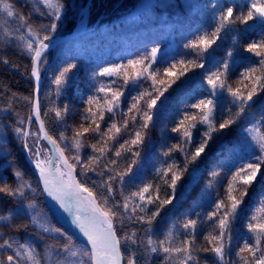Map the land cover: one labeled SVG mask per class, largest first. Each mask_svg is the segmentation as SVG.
Instances as JSON below:
<instances>
[{"label":"trees","instance_id":"trees-1","mask_svg":"<svg viewBox=\"0 0 264 264\" xmlns=\"http://www.w3.org/2000/svg\"><path fill=\"white\" fill-rule=\"evenodd\" d=\"M56 1L61 17L0 0L3 264H54L74 249L97 264L50 208L27 151L40 140L36 52L71 33L87 2ZM216 1L94 0L90 28L41 61L43 121L110 218L125 264H264V237L260 252L238 240L257 191L242 175L264 170V153L246 149L253 128L264 139V0ZM193 77L218 93L176 95Z\"/></svg>","mask_w":264,"mask_h":264},{"label":"water","instance_id":"water-1","mask_svg":"<svg viewBox=\"0 0 264 264\" xmlns=\"http://www.w3.org/2000/svg\"><path fill=\"white\" fill-rule=\"evenodd\" d=\"M93 0H87L85 6L83 7V13L85 18L83 21L82 28L79 25L69 34L56 37L55 39L50 40L48 43H43L37 50L35 58L32 75L37 83V88L35 91V99L33 106V117L37 121L40 129V137L43 139L52 151V157L46 168V172L43 174L41 180L45 190V195L48 200L52 203L53 211L57 218L66 226H68L76 236L85 244L92 247L95 255L97 264H112L111 261L107 259V255L103 250L98 238L97 233L91 228H88L86 221L80 216L79 211L76 207V200L70 198L65 191L63 185L57 180V176L54 174V165L58 159V153L60 151L57 143L49 134L45 122L42 118L41 113V89H42V78L40 74V64L46 53L51 50L57 49L63 43L70 41L75 38L78 34L83 33L87 30V25L89 22L90 9ZM69 167L74 171L75 181L79 184L75 168L68 162ZM81 208L82 205L77 203ZM84 220V221H83ZM113 237L117 246V254L119 256V264H125L122 253L117 242L116 235L113 233ZM7 264H20L13 257L7 259Z\"/></svg>","mask_w":264,"mask_h":264},{"label":"rangeland","instance_id":"rangeland-1","mask_svg":"<svg viewBox=\"0 0 264 264\" xmlns=\"http://www.w3.org/2000/svg\"><path fill=\"white\" fill-rule=\"evenodd\" d=\"M36 1H37V3L39 2V4L41 6L43 5L47 9L46 12L50 16L61 17L65 11V9H63V7H61L56 0H36ZM218 3H219V0L216 1V3L214 4V7L217 6ZM93 4H94V0L92 2L91 9L93 7ZM205 4L206 3H204V5ZM82 9H80V11H79V18H78V22H77V25H79V26H80V24H83V21L85 18V14L83 13ZM91 9H90V13H91ZM106 9H107V7H106ZM257 24H264V5L259 8ZM86 27H87V29L90 28L89 22H88V25ZM93 40H95V38ZM80 42L81 41H76L74 44H80ZM90 42L91 41H88V43H90ZM207 63L208 62H206L204 65H206ZM199 82L200 81L198 79H195L193 77L190 80H188V82L186 84L179 87L176 90L175 94L176 95H182V94H184V92L188 91V89L193 88V87H198V86H201L203 88H207L208 90H211L214 93H218L219 88L217 87V89H216V85L213 84L212 82L205 81V80H203L201 84H199ZM75 93L80 98L82 95L81 88L78 86L75 87ZM158 105H159V103L156 102V104L154 106H158ZM27 134L29 136V129L27 131ZM246 149L252 150V151L257 150V151L264 153V139L260 136V133L258 132L257 129L254 130V128H253L252 130H250L249 140H248V144L246 145ZM27 151H28V155H29L31 163L33 165H35V167L39 173H40L39 166L42 164L39 159H41L43 162H45L47 164L52 157V151H51L50 147L48 146V144L43 139L41 140V137H40V140L38 141L37 145H35L34 153H33V151H31L30 148H28ZM64 177H66V178L68 177L65 167H64ZM242 177L246 183L255 184L257 186V191L253 196L254 202L249 207V210H250L249 215L252 214L253 222L248 221V228H249L248 231L246 233L239 234L238 240H239V238H242L245 241H246V239H247V241H251L250 243L249 242H246V243L255 252H260L261 251V240L264 237V187H263V181H262V179H264V170H262L261 168L248 169L243 173ZM88 194H90V193H88ZM90 195L93 196L94 199L96 200V198L93 194H90ZM96 202H97V200H96ZM83 211L84 210L82 209L81 212H83ZM105 215L108 217V215L106 213H105ZM108 219L110 220L109 217H108ZM110 223H111V220H110ZM111 226H112V223H111ZM112 229H113V227H112ZM118 244H119V242H118ZM222 255H223V251H221V257H222ZM54 261H55L54 264H80V256L78 255V249H74V251H69L64 256V258L55 259ZM0 264H3L1 256H0ZM6 264H7V260H6Z\"/></svg>","mask_w":264,"mask_h":264},{"label":"bare ground","instance_id":"bare-ground-1","mask_svg":"<svg viewBox=\"0 0 264 264\" xmlns=\"http://www.w3.org/2000/svg\"><path fill=\"white\" fill-rule=\"evenodd\" d=\"M83 24H80L82 26ZM60 165L56 170L57 178L67 189L70 196L82 205L83 212L80 216L86 221L88 228H91L97 233V238L107 255V259L112 264H119V256L117 254V246L113 237V230L110 220L105 213L100 209L98 203L93 196L87 194L74 178V171L69 167L66 157L62 152L58 153ZM66 168L67 178L64 177V167ZM42 170L41 172L43 171ZM83 220V221H84Z\"/></svg>","mask_w":264,"mask_h":264}]
</instances>
